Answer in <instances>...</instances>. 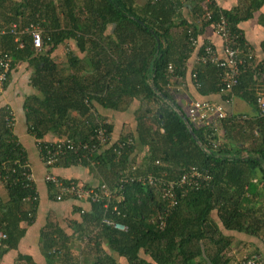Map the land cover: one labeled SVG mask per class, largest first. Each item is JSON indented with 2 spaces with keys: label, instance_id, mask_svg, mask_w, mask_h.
<instances>
[{
  "label": "trees",
  "instance_id": "obj_1",
  "mask_svg": "<svg viewBox=\"0 0 264 264\" xmlns=\"http://www.w3.org/2000/svg\"><path fill=\"white\" fill-rule=\"evenodd\" d=\"M205 1L0 0V28L9 31L16 25L21 31L0 34V54L15 63L6 89L18 66L26 63L36 93L25 97L23 110L36 144H91L100 128L114 133L107 113L136 110L135 132L118 139L125 146H107L92 157L78 148L54 165L89 168L99 180L97 186L106 184L115 197L110 203L57 201L58 191L45 184L52 203H80L73 207L75 218L65 221L67 228L48 218L41 229L47 264H233L235 238L225 232L264 242V117L229 115L221 121L222 142L216 150L205 136L210 129L193 127L205 150L171 105L188 117L177 98L178 87L187 82L193 55L202 56L209 45L200 42L201 36L220 16L239 35L234 48L245 61L239 84L225 91L221 68L197 64L191 74L195 100L210 102L206 97L219 95L225 105L236 96L255 106L264 84V61L249 59L253 52L239 28L264 8V0H241L229 11L215 1L205 9ZM32 25L43 33L38 52L26 31ZM190 37L198 40L197 46ZM14 118L10 107L0 108V182L7 192V200L0 196V232L6 236L0 239V262L18 249L41 203L37 186L25 176L28 155L10 125ZM139 148L144 156L138 162ZM193 167L212 176L209 186L183 198L178 193V205L167 216L168 204L158 189L138 181L120 188L125 174L178 180ZM162 217L165 228L160 226ZM113 223L126 230L115 229ZM14 264L35 263L19 255Z\"/></svg>",
  "mask_w": 264,
  "mask_h": 264
},
{
  "label": "built area",
  "instance_id": "obj_2",
  "mask_svg": "<svg viewBox=\"0 0 264 264\" xmlns=\"http://www.w3.org/2000/svg\"><path fill=\"white\" fill-rule=\"evenodd\" d=\"M189 1V0H184ZM213 0H206L203 4L204 8H207V5H210ZM211 13H207V18L210 19ZM216 34L222 40V50L219 52L218 49L209 44L204 49V54L200 57H197V64L207 65L212 64L218 68H221L223 71L221 74V84L222 88L225 91H232L239 84V79L241 76V67L244 65L245 61L240 57L239 49L234 48L238 45V37L233 33L231 25L224 16H220L219 20L214 23L213 26ZM17 26L12 25L10 30L3 27L0 28V34H6L8 32L16 33ZM28 31L32 37L33 45L35 50L41 51L43 47V33L42 29L39 26L32 25L28 28ZM21 32V31H19ZM17 41L19 37L17 36ZM190 41L193 46L198 45V40L190 37ZM249 59L255 61L254 54L249 56ZM15 63L10 56L7 54H0V97L3 96L6 90V84L9 79V74L12 72ZM169 73H173L172 65L169 66ZM193 79H196V74L193 73ZM257 115L259 117H264V93L259 95L257 102ZM187 119L190 122L192 127L195 128H207L210 129V132L205 136L208 139V144L212 149L216 150L221 147L222 142V131H221V121L228 118V113L223 105L212 103L209 101H192L187 108ZM247 118V117H244ZM10 125L15 127V118L10 121ZM131 140H128V144H131ZM55 145L50 143L46 148H42L37 144V149L40 154L41 160L46 167V174L43 178L45 184H53L54 188L58 191L56 195L57 201L63 200V198H74L78 201H90L91 203L102 202L103 200L109 201L110 203L115 197L114 192L102 184L100 186H85L82 183H76L73 181L65 182L61 177L55 175L52 172L54 165L60 160L62 156L68 152H76L78 148H82L89 152V157L101 149L117 145L118 148H122L126 145V142L120 143L118 140H114L113 133H109L107 129L100 128L96 131L95 141L91 144L86 143L82 144L81 142L77 143V146L74 142L67 140L63 142H57ZM208 150V149H207ZM94 165V162H92ZM30 166L26 165L24 167L25 176L29 182L34 183L36 186V179L31 170ZM133 170H136L133 168ZM212 176L207 171H202L199 168L193 167L184 175H182L178 180H168L166 181L165 177H155L153 175H148L146 177H136V176H123L120 180V188L124 187L127 184H133L138 181L143 184H148L151 187L158 189L160 195L164 201L167 202V216L171 210H173L178 205V193L180 197H186L191 192L199 191L207 186H209ZM119 200H123V197H119ZM28 201H31V198H28ZM164 216V218H165ZM163 217L161 218V228L166 227V220ZM109 224L108 222H106ZM115 229L126 230V228L119 224H112ZM6 238V236L0 232V239ZM233 264H264V255L255 254L252 256H247L243 258L235 259Z\"/></svg>",
  "mask_w": 264,
  "mask_h": 264
},
{
  "label": "crops",
  "instance_id": "obj_3",
  "mask_svg": "<svg viewBox=\"0 0 264 264\" xmlns=\"http://www.w3.org/2000/svg\"><path fill=\"white\" fill-rule=\"evenodd\" d=\"M217 6L223 10H231L238 6L241 0H214ZM264 15V8L255 13L254 17L248 21H245L239 25L240 30L243 33L246 42L252 49L255 56V64H259L264 61V25L261 23V19ZM186 16V13H185ZM208 42L214 45L218 51L222 50L223 44L221 38L215 33L214 29L211 27L207 28L204 34L200 38V42ZM197 57L193 55L189 62L187 82L185 85L178 87L177 98L179 102H182L187 109L189 104L194 101L197 96V91L195 86H193L191 74L193 69L197 65ZM32 71L28 68L26 63H21L18 66L16 72L12 74L11 80L7 89L2 97H0V108L8 106L11 108L15 116V127L14 134L17 135L19 143L23 146L28 155L29 166L35 176L38 193L40 196V206L37 213V219L32 226L23 227L27 228L26 236L21 240L18 249L10 251L0 262V264H14L19 255L28 256L32 258L35 264H47L45 257L43 256L40 248V231L46 225L47 219H56L60 225L67 228L65 223L66 220L75 218L72 216L73 207L76 205L80 206V203L74 201H65L64 203H52L48 199V191L43 178L46 174V167L44 166L40 154L37 149V144L33 136L28 134L26 124H25V112L23 110V104L25 97L28 95H33L36 91L29 84V77ZM262 81V79H261ZM233 93V92H232ZM264 93V84L260 85L259 95ZM210 102L223 105L226 109L228 115L242 116V117H255L257 115V107L253 106L243 99L232 96V99L228 103L223 104L219 95H212L206 97ZM222 103V104H221ZM135 112L136 110H130L124 113H107L109 117L113 119L114 124V140L117 141L122 133L135 132ZM53 138V139H52ZM51 140H55L51 137ZM143 150V149H142ZM139 148L137 154V161L141 160L144 156V152ZM52 172L67 180H78L83 184L89 186H97L99 184L98 178L90 171L89 168L83 166L61 168L56 167L52 169ZM261 176V175H260ZM257 181V180H255ZM41 183V186L39 185ZM42 191H40L41 189ZM0 196L2 199L7 200V192L4 185L0 182ZM82 204V203H81ZM84 208L88 207L86 204H82ZM89 208V207H88ZM216 217V215H214ZM77 218V217H76ZM53 219V220H54ZM69 230V229H68ZM67 232L71 233V230ZM230 237L235 238V242L232 245L233 253L236 259L242 257L239 255L241 250H250L258 252L262 250L264 244H260L261 240H254L253 242H248L252 239L249 236H241V239H236L233 233H224ZM246 241V242H245ZM244 245H240V244ZM263 243V242H262ZM251 252V251H250ZM249 252V253H250ZM239 255V256H238ZM244 256V255H243ZM249 256V255H247ZM243 258V257H242Z\"/></svg>",
  "mask_w": 264,
  "mask_h": 264
},
{
  "label": "rangeland",
  "instance_id": "obj_4",
  "mask_svg": "<svg viewBox=\"0 0 264 264\" xmlns=\"http://www.w3.org/2000/svg\"><path fill=\"white\" fill-rule=\"evenodd\" d=\"M214 1V0H213ZM205 9H207V8H205ZM214 29V28H213ZM215 31V30H214ZM216 33V32H215ZM62 50V49H61ZM66 49L64 48V51H65ZM39 185L41 186V183L39 182ZM40 189H41V187H40ZM40 191H42V189L40 190ZM234 235H235V237H236V239H241V236H243V237H245V235H243V234H238V233H233ZM254 240H256V239H249V241L248 242H253ZM246 242V241H245ZM260 244H264V242L262 243V242H260ZM240 245H244L243 243L242 244H240ZM253 249H250V250H248V252H247V250H241L240 251V253H239V255L240 256H242V257H247V255H249V256H252V255H255V254H257V252H255V251H252ZM251 251V252H250ZM259 251V253H263V251H264V246H263V248H262V250H258ZM250 252V253H249ZM238 255V256H239ZM244 255V256H243ZM242 257H238V258H242Z\"/></svg>",
  "mask_w": 264,
  "mask_h": 264
},
{
  "label": "water",
  "instance_id": "obj_5",
  "mask_svg": "<svg viewBox=\"0 0 264 264\" xmlns=\"http://www.w3.org/2000/svg\"><path fill=\"white\" fill-rule=\"evenodd\" d=\"M160 97H162L163 99H165V97L163 95H160ZM174 108V110L178 113V115L181 117V119L184 121V123L186 124V126L188 127L190 133L193 135L194 139L197 140L198 144L200 147H202L203 149L207 150L206 148H204L203 144L197 139L196 134L194 133L193 127L191 126L190 122L188 121L187 117L183 114V112L181 110H179L174 104H171Z\"/></svg>",
  "mask_w": 264,
  "mask_h": 264
}]
</instances>
